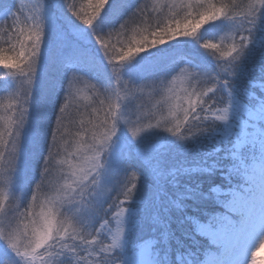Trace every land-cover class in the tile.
<instances>
[{"label": "clouds", "instance_id": "obj_1", "mask_svg": "<svg viewBox=\"0 0 264 264\" xmlns=\"http://www.w3.org/2000/svg\"><path fill=\"white\" fill-rule=\"evenodd\" d=\"M86 4L92 10L87 18L94 23L108 0H86ZM210 4H213L211 0L194 3L190 12L184 8L183 15L175 11L148 20L133 16L115 31L98 37L103 55L117 74V87L112 91L102 92L83 75L70 73L67 93L55 120V132L41 165L40 178L23 207H19L15 200L10 201L5 187H0V241L12 249L9 241L18 237L17 247L12 251L22 264H51L48 258L65 251L74 252L73 245L77 242L87 246L86 255L76 256L77 261L125 264L118 251L124 235L120 218L127 211L126 202L133 197L136 187L133 181L138 179L137 174L130 173L131 181L120 187L107 207H97L111 191L101 182L105 167L101 156L117 134L119 124L126 127L133 140L144 133L159 130L183 142L215 136L218 126L228 123L230 101L226 97L206 99L215 85L201 82L197 86L190 80L181 82L186 70L182 69L170 79L161 78L138 86L118 75L123 62L173 39L178 33L189 36L210 18H216L215 13L208 14ZM67 7L81 23L91 27L82 11H71L75 5L68 4ZM11 25H17V19ZM24 27L32 30L28 24ZM35 31L41 39L40 31L37 28ZM0 41H3L0 43V65L25 77V87L20 94L15 98L0 99V168L10 173L15 171L22 132L28 119L40 40L37 42L30 35L25 39L19 28L12 27L10 33L8 27L0 24ZM5 43L9 45L7 49L3 46ZM207 44L204 47L208 48ZM214 49L224 57L233 54L231 48L217 45ZM129 100L134 107L129 109L130 114H126L121 105ZM101 112L103 121L99 119ZM94 119L95 124L92 123ZM79 133H84L82 140ZM78 143L84 146L83 149L76 147L74 150ZM69 158L76 163L71 164ZM224 158L230 160L227 173H221L228 184L223 190L225 198L213 199L216 210L205 208L201 213L204 220L195 228L199 232L201 226H207L212 238L210 242H215L217 233L228 231L229 225L234 223L233 215L259 209L264 218V160L250 168L239 153V145L229 148ZM218 188L216 185L210 191L215 193ZM109 209L112 211L105 217ZM8 210H12L11 215L6 214ZM82 210L93 211L101 220L95 231L80 222ZM112 222L115 226H111ZM118 231L119 240L114 243ZM100 232L104 235H97ZM38 241H43L39 247L36 246ZM261 249H264V232L259 234L248 264H264V256L258 255Z\"/></svg>", "mask_w": 264, "mask_h": 264}, {"label": "trees", "instance_id": "obj_2", "mask_svg": "<svg viewBox=\"0 0 264 264\" xmlns=\"http://www.w3.org/2000/svg\"><path fill=\"white\" fill-rule=\"evenodd\" d=\"M31 1L0 0V24L8 27L10 33L12 27L19 28L28 24L32 30L37 28L41 35L47 33L49 37L54 38L47 42L45 55L37 57V74L32 85V97L28 106L27 122L33 121L38 125L37 120L41 115L42 132L46 137L63 102V90L69 84L68 64L71 62H75L76 66L81 64L77 62L74 55H66V57L64 55L66 48L72 45L68 42L69 38L65 36L75 25H84L72 15L67 5H75L71 11H82L85 18L91 14L92 10L87 6L86 0H33L35 6L32 8L28 7ZM215 1L217 0H211L212 3ZM218 1L222 7L227 5L225 10L231 13L220 27H217V19L210 18L207 23L214 20L212 21L214 24L211 22L213 25L207 28L205 26V32H208V29L210 32L214 31L212 39L217 41L218 46L229 44V48L236 47V51L232 56L224 57L217 49V58L211 59V64L206 52L199 51L191 45L180 50L177 58L168 62L167 65L171 63L181 65L184 61L194 58L195 62L200 65L201 71L209 73L214 79L213 83H206L215 85L213 92L209 93L206 99L226 97L232 109L230 119L226 125L218 126L215 136L197 137L181 142L166 133L161 136L156 147L142 158L132 156L126 158L128 162L122 165L123 169L119 176L124 178L135 172L138 179H136L137 191L135 187L133 197L125 204L127 211L120 218L122 226L126 228L118 250L124 261L147 241L158 243L160 239L163 246L158 243L152 247L157 249V254L163 253L165 264H183L186 251L197 254L198 261L204 251L211 250V245L205 241V234L201 231V227L199 232L195 231V228L204 220L201 213L205 208L209 211L216 210L212 200L225 198L223 190L228 187V184L221 173H227L230 160L225 159L224 155L229 148L235 145H239V153L242 156L248 155V151H257L258 148L249 145L247 141L241 144L239 141L243 136L248 138L247 133L253 132L252 129L259 131L260 136L261 133L264 134V2L258 0L255 3L254 14L247 15L248 5L253 0ZM150 2L151 0H108L104 11L93 25L84 26L88 29L94 28L99 34H106L109 31H115L125 20L133 16L148 20L163 17L175 11L180 12L181 15L184 14L185 7L180 6L182 9L175 7L167 10L166 14L161 12L163 10L161 8L162 10L154 16L147 12L149 9L146 5ZM191 10L192 8H188L189 12ZM6 11L9 13H5ZM195 14L193 12V15ZM17 18L20 24L12 26L11 24ZM202 27L204 28L203 25ZM226 30L231 33L228 37L224 36ZM177 37H179L178 34L173 39L152 47L153 49L141 52L137 59L130 63L136 61L139 63L145 57H151L152 52L170 49L171 47L168 46L171 42L178 43L175 41ZM3 46L7 49L9 45L5 43ZM63 46L65 48L62 49ZM5 54L8 53L5 52ZM10 63L14 62L10 61ZM123 70L125 69H121ZM14 73L15 70L5 69L3 65H0V99L15 98L22 92L25 77ZM145 73H142L141 76H144L142 78L146 77L143 75ZM97 74L94 75L93 83L102 92L112 91L113 86L108 83V79ZM105 80L106 84H104ZM243 130L246 133L242 136ZM262 141L264 143V140ZM42 143L45 144L44 146L47 144L45 139ZM32 146H34L32 143L27 145L30 150ZM24 147L25 142L21 138L15 171L7 173L6 169L0 168V187H5L9 200H15L17 203L18 197H22L29 190L25 189L26 183L22 181L23 175L18 177L16 170L17 165H22L20 158ZM233 150L236 149L233 148ZM31 153L30 151V155ZM39 162L40 160H37V164ZM24 173L29 174L28 171ZM107 174L104 172L102 177ZM216 185H219L217 191L211 192L210 189ZM115 186L119 188L120 184ZM112 192L116 193L114 189ZM113 196L103 197L97 207L100 209L107 207ZM206 196L209 199H206ZM18 206L21 207V203H18ZM111 211L112 209H109L105 217L110 215ZM85 221H90V223H84ZM80 222L84 224V227L95 231L101 220L93 211L82 210ZM111 226H115V222H112ZM97 235L103 236L104 233L100 232ZM192 237L196 239L195 244L191 243ZM0 246L6 252L0 257V264H7L8 261L12 264H22L6 243L2 245L1 242ZM73 248L74 252L65 251L48 259L51 264H85L84 261H77L76 256L86 255L87 246L77 242ZM207 248L210 249L207 250ZM179 252L182 256L176 262V255Z\"/></svg>", "mask_w": 264, "mask_h": 264}, {"label": "rangeland", "instance_id": "obj_3", "mask_svg": "<svg viewBox=\"0 0 264 264\" xmlns=\"http://www.w3.org/2000/svg\"><path fill=\"white\" fill-rule=\"evenodd\" d=\"M34 2L35 1L33 0L29 2L28 7L32 8V6H35ZM203 2H205V0H151L150 4L146 5V7L149 9L147 12H150L153 15L160 12L159 10L162 9L163 10L161 12L166 14L167 10L173 9L175 7H179V9H182V7L191 9L194 3ZM213 4H215V6L218 8L222 7L218 0ZM180 6L182 7L180 8ZM5 13L9 12L6 11ZM230 13L231 11L225 10V12L223 13L224 15L221 14L214 18V20H218L217 27H220L222 25L223 21L226 20V17H228ZM214 20L212 21L214 22ZM212 21H209L208 23H206V25H203L204 28L200 26L194 33L189 36H184L182 33H178L179 37H177V39L179 38V40H175L178 43L171 42L174 44L170 43L168 47L171 48L166 51L159 50L157 52H152L153 54L151 55V57H145L144 60L139 61V63L137 61L134 63H130L136 60L137 56L129 61L123 62L118 73L119 77L122 80L129 81L132 85L138 86L149 81H158L161 78L170 79L172 76L176 75L183 69L186 70L185 81H193L197 86L201 82L205 84L207 82L209 84L213 83L214 79L210 77L209 73L203 70L201 71L200 65L195 62L194 58H190L184 61V63H181V65H176L173 63L167 65L168 62L170 63L177 58V54L180 50L186 49L191 45L199 51L208 52L213 54L214 56L218 55L217 49L204 47L206 43L216 44L217 42L215 39H212L214 31L210 32V29H208V32H205V29L213 23ZM43 34L41 35L40 50L38 53L40 57L45 55V46L47 42H50L54 39L49 37L47 33H45L46 35ZM107 34L108 33L99 34L98 32H95L94 28L88 29L84 25H75L70 29L69 34L65 37L69 38L68 42H70L72 45L69 46L68 49H66L64 55L65 57L66 55H74L77 62L81 64L77 66L75 65V62H71L70 64H68L67 68L69 77L70 73L77 72L93 82L95 79L94 75L97 74L98 71L97 75L101 77L103 75L105 79H108V83H111L114 89L117 87V74L114 72L108 59L103 55L101 47L97 43L98 37H103ZM230 35L231 33L229 32V30H226L224 36L228 37ZM224 39L228 40L227 38ZM227 46L229 48V44L222 45L221 47L227 48ZM121 69L125 70L121 71ZM142 73H145L143 74L146 75L145 78H142L144 77L141 76ZM104 84H106V80L104 81ZM67 88L63 92V101L67 93ZM132 107H134V105L131 100L125 101L121 105L122 111H124L126 114H130L129 109ZM231 110L232 109L230 108V113ZM100 116H103V112L100 113ZM56 118L53 119L51 129L49 130L50 132L46 137H44V134L42 132L43 125L40 121L42 119L41 115H39L37 120L38 125L33 121H29L26 122L23 129L22 139L25 142V147L21 152L22 157L20 158V163L22 165H17L16 170L18 177H22L23 175L22 181L24 180V183H26L25 189L29 190L26 191V193L22 197H18V203H21V207H23V205L25 204L35 182L40 178L41 165L44 156L49 149L51 137L55 132L54 124ZM85 119H87V117H85ZM251 131L253 132L247 133L249 134L248 138H245L243 135H245L246 131L243 130V137H241V140L239 141L240 144L243 143V141H247L249 145L258 148L256 153H251L248 151V155L243 156V158L246 160H248L247 158L250 157V161H248V165L250 168L254 167L256 164H259L262 160H264V143L262 141L264 140V134L261 133L260 136L259 131H255L254 129H252ZM164 134L166 133L163 131L153 130L151 132L144 133L137 139L133 140L129 136L126 127L122 123L118 125L117 134L112 138L107 151L101 156V162L105 165L104 169L102 170V174L104 172L108 173L105 177H102L101 182L107 187L110 184L109 188L111 189L110 193H108L107 195L115 196L122 185L128 184V182L131 181V176H127L124 178L119 176L121 169H123L122 165H124L125 162H128L126 158H129L131 156L135 158H142L146 153L156 147L157 142ZM78 135L82 140L84 133H79ZM43 138L45 139V143H47L46 146H44L45 144L43 145L42 143L44 140ZM57 138L59 139V137ZM28 143H32V145H34L32 146L31 150L27 147ZM76 147L77 146H74V150ZM83 147L84 146L82 145V147L79 148L83 149ZM30 151L32 152L31 155ZM37 160H40L38 164ZM27 162H29L31 165H29V163ZM69 162L71 164L76 163L75 161H71L70 158ZM24 171H28L29 174H25ZM133 182L136 184V180ZM112 184L114 185L112 186ZM119 184L120 186H118L119 188H117V186L115 185ZM112 189H114L116 193H113ZM7 215H11L10 210L7 211ZM232 219L234 223L229 225L227 232H220L215 235V242H210L212 238L209 235V232L203 231L205 234V241L207 243H210L211 246H209L212 249L209 250L210 248H207V250L209 251H204L203 256H201L198 261V258L196 259L197 254L195 255L189 251H186L183 264H195V260L197 261L196 264H248L250 252L254 247L259 234L264 232V218L261 217L259 209H256L252 212H248L246 210L245 212H242L238 215H233ZM120 222L122 223L121 219ZM125 231L126 228H124V234ZM160 240L158 243L163 246V242L162 240ZM195 240L196 239L192 237L191 243L195 244ZM1 242L2 245L3 243H5L4 241H0V243ZM158 243L147 241L138 248V251H136L133 255L129 256L128 259H126L125 264H165L163 253L157 254V249H154V246L152 247V245H157ZM215 246H217L216 249H214ZM5 253L6 252H4L0 246V257ZM258 255L264 256V249H261ZM181 256L182 254L180 252L177 253L176 262L179 261V258H181ZM7 264L12 263L8 261Z\"/></svg>", "mask_w": 264, "mask_h": 264}, {"label": "snow or ice", "instance_id": "obj_4", "mask_svg": "<svg viewBox=\"0 0 264 264\" xmlns=\"http://www.w3.org/2000/svg\"><path fill=\"white\" fill-rule=\"evenodd\" d=\"M256 2H258V0H253V2H251L248 5L247 15H253L254 14V8H255V3ZM259 2H264V0H259ZM225 8H226V6H223V7H219L218 8L214 4H210L209 5L208 14L211 15L212 13H215L216 16H219V15H221V14H223L225 12ZM85 21H86V23L90 24L91 26L93 25V21L92 20H90L88 18H85ZM18 24H20L19 18H17V25ZM19 29H20V32L22 33V35L25 37V39L30 35L31 37H33L34 39H36L37 42H39V40H40V34L37 31H35V30H28L24 26L19 27ZM206 46L208 48H212V49H214V48L217 47V45L214 44V43H208ZM235 51H236V47H233V48L230 49V52H235ZM225 55H227V53H225ZM185 77L186 76H182L180 78L181 82L185 81ZM99 119L101 121H103L104 120V116H102V117L100 116ZM95 122L96 121L94 119L92 123L95 124ZM101 132H102V130H101ZM77 147L78 148L79 147H82V145H80L78 143ZM121 214H123V210H121ZM201 231L209 232V229L207 228V226H201ZM119 236H120V232L118 231L117 234H116V237L114 239V243L119 240ZM17 239H18V237L17 238H14V239H11L9 241V244H10V246H11V248L13 250H15L16 247H17V243H16V240ZM42 242L43 241H38L36 246L39 247L40 246V243H42ZM33 251H35V249H33Z\"/></svg>", "mask_w": 264, "mask_h": 264}, {"label": "bare ground", "instance_id": "obj_5", "mask_svg": "<svg viewBox=\"0 0 264 264\" xmlns=\"http://www.w3.org/2000/svg\"><path fill=\"white\" fill-rule=\"evenodd\" d=\"M63 48H65V46H63V47H62V49H63ZM66 49H67V48H66ZM64 50H65V49H64ZM206 53L208 54V57H209V59H210L209 61H210V62H211V64H212V61H211V59H213V60H214V59H216V58H217V55H216V56H214V55H213V54H211V53H208V52H206ZM112 90H114V88H112ZM64 91H65V90H63V92H64Z\"/></svg>", "mask_w": 264, "mask_h": 264}]
</instances>
